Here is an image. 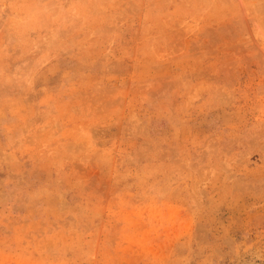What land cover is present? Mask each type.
I'll list each match as a JSON object with an SVG mask.
<instances>
[{"label":"rangeland","instance_id":"374dc122","mask_svg":"<svg viewBox=\"0 0 264 264\" xmlns=\"http://www.w3.org/2000/svg\"><path fill=\"white\" fill-rule=\"evenodd\" d=\"M0 264H264V0H0Z\"/></svg>","mask_w":264,"mask_h":264}]
</instances>
